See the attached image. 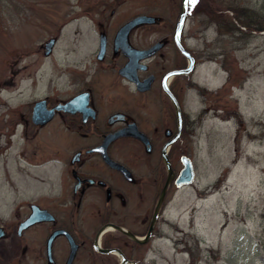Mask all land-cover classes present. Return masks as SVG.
Instances as JSON below:
<instances>
[{
    "label": "flooded vegetation",
    "instance_id": "obj_1",
    "mask_svg": "<svg viewBox=\"0 0 264 264\" xmlns=\"http://www.w3.org/2000/svg\"><path fill=\"white\" fill-rule=\"evenodd\" d=\"M126 1L82 0L93 51L72 77L78 88L65 101L72 103L69 110L55 111L66 132L53 147L56 152L35 165L45 177L37 179L34 200L18 207L12 229L0 223V264H143L139 248L150 244L158 225L168 220L167 208L195 212L201 205L199 130L209 113L224 112L227 103H210L211 90L195 77L200 67L206 73V66L216 63L211 47L192 44L201 39L196 30L201 35L207 26H187L190 18L213 11L203 0L188 2L180 41L194 58L193 69L166 79L191 64L175 40L183 0H153L150 8L122 14ZM138 16L154 21L118 36ZM154 32L164 35L154 40ZM164 82L180 105L182 124ZM189 92L205 104L195 115L185 108ZM47 101L49 107L64 103ZM51 122L34 125L42 129ZM167 143L170 167L164 157ZM170 168L174 177L150 240L139 244L132 236L148 233Z\"/></svg>",
    "mask_w": 264,
    "mask_h": 264
},
{
    "label": "rangeland",
    "instance_id": "obj_2",
    "mask_svg": "<svg viewBox=\"0 0 264 264\" xmlns=\"http://www.w3.org/2000/svg\"><path fill=\"white\" fill-rule=\"evenodd\" d=\"M203 1L212 16L198 14L187 28L207 26L201 35L196 30L201 39L192 44L211 47L216 63L207 65L206 73L200 67L195 77L211 90L210 103L227 108L209 113L199 130L200 207L194 212L170 205L168 220L139 248V257L143 264H264V31L219 26L234 16L230 5L264 16V0ZM152 4L127 0L120 9L123 14ZM92 34L82 0H0V223L11 229L18 207L34 200L37 179L45 177L35 165L56 152L53 147L66 132L60 116L37 128L34 104L65 102L78 88L72 77L93 51ZM163 35L154 32V40ZM53 37L57 45L46 56L43 46ZM203 106L200 96L187 94L191 115Z\"/></svg>",
    "mask_w": 264,
    "mask_h": 264
},
{
    "label": "water",
    "instance_id": "obj_3",
    "mask_svg": "<svg viewBox=\"0 0 264 264\" xmlns=\"http://www.w3.org/2000/svg\"><path fill=\"white\" fill-rule=\"evenodd\" d=\"M187 3H188V0H183V6H182L180 18L178 20V24H177L175 39L177 41V44H178L179 48L184 53H186L187 55H189V53L185 50V48L183 47V45L180 42V33H181V30H182V27H183V24H184V21H185V17H186ZM152 21H154V18L153 17L139 16L136 19H134L131 23L127 24L123 29H121V31L119 32V35L118 36H120L121 34H123V32H124V34H127L128 31L134 25H137V24H140V23H144V22H152ZM55 43H56V38H51L45 44L44 48L46 49V51H45V55L46 56H48V55H50L52 53V50H53V47H54ZM191 69H192V66L190 68H188V69L177 70V71L171 72V73L168 74V76H171L173 74H184V73H188V72L191 71ZM164 86H165V89H166L168 95L170 96V98L172 99V101L175 104L176 111H177L178 122H179V124H182V113H181V108L179 106V103H178L177 99L174 97V95L171 93V91L168 89L167 85L164 84ZM71 104L72 103L59 104V105L55 106L54 108L49 109L48 106H47V101L46 100L38 101V102L35 103V106H34L32 120H33V122L35 124L45 125L46 123H48L49 121H51L54 118L55 110L56 109L68 111ZM179 135L180 134L177 135V138L179 137ZM170 144L171 143H167L166 146H165V148H164V157H165L166 163H167V165H169V167H170V163H169V159H168V156H167V148H168V146ZM173 177H174V173H173L172 169L170 168L169 180H168L167 184L165 185V187H164V189H163V191L161 193L160 199H159L158 204L156 206L154 218H153V221H152V223L150 225L149 232H148L147 236L145 238L138 237V236H135V235L132 236V238L134 240H136L138 243L144 244V243H146V242L149 241V238H150V235H151V233L153 231V228L155 226L156 218H157V215H158L159 210L161 208V204L163 202L165 193L167 192V189H168V187L170 185V182L173 179ZM1 236H2V234H0V237ZM99 249L101 251H103V252H106V253H110V252L117 251L115 249H101V248H99Z\"/></svg>",
    "mask_w": 264,
    "mask_h": 264
},
{
    "label": "trees",
    "instance_id": "obj_4",
    "mask_svg": "<svg viewBox=\"0 0 264 264\" xmlns=\"http://www.w3.org/2000/svg\"><path fill=\"white\" fill-rule=\"evenodd\" d=\"M230 12L234 14L233 17L222 22L220 26L226 31L240 30L241 32L252 34L254 31H264V16H260L257 11L246 6L230 5ZM229 17V15H228ZM238 20L240 25H236L235 20ZM244 27L246 30L242 29Z\"/></svg>",
    "mask_w": 264,
    "mask_h": 264
},
{
    "label": "snow or ice",
    "instance_id": "obj_5",
    "mask_svg": "<svg viewBox=\"0 0 264 264\" xmlns=\"http://www.w3.org/2000/svg\"><path fill=\"white\" fill-rule=\"evenodd\" d=\"M189 2H194V0H189Z\"/></svg>",
    "mask_w": 264,
    "mask_h": 264
}]
</instances>
